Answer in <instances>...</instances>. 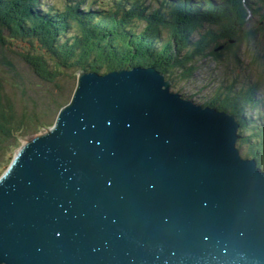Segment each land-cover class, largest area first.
Returning a JSON list of instances; mask_svg holds the SVG:
<instances>
[{
  "label": "water",
  "instance_id": "1",
  "mask_svg": "<svg viewBox=\"0 0 264 264\" xmlns=\"http://www.w3.org/2000/svg\"><path fill=\"white\" fill-rule=\"evenodd\" d=\"M76 74L0 177V264H264V172L232 115L153 70Z\"/></svg>",
  "mask_w": 264,
  "mask_h": 264
},
{
  "label": "trees",
  "instance_id": "2",
  "mask_svg": "<svg viewBox=\"0 0 264 264\" xmlns=\"http://www.w3.org/2000/svg\"><path fill=\"white\" fill-rule=\"evenodd\" d=\"M115 1L109 0L108 4L115 8L112 11L107 10V13H103L104 16L110 15L109 17H111L115 26L121 23L119 19L125 18V16H114L115 12L118 14V11H122L121 8L125 7L127 9L126 12L130 15L134 14L133 16L135 17V7L137 8V6H133L135 3L139 4L142 2L141 0H119L120 4H117V0ZM172 1L173 0H155L157 4L161 3L174 11L171 13V10L169 11L170 17L166 22H163L165 25L162 26V29L157 31L154 24L159 22L155 18L162 16L163 11L161 13L156 11L153 7V12L150 14L148 13L146 17L143 18V21L141 18L140 20L135 17L137 21L145 22L147 25L143 27L141 35H132L131 31L128 29L126 35H130L131 37L127 36V38L129 37L131 39H126L120 46L116 44L114 46L116 51L112 52L107 45H96L94 43V32L89 31L84 35V38L80 39L79 37L80 29H77V25L79 28L85 27L80 26H82V24H87L89 16H91L96 8L92 6L94 2L88 5L90 3H88L87 0H69V6L58 7L56 2L47 0L49 5L45 4V6L48 7V10H46L45 13H41L39 7L44 4L42 3L41 5L38 0H0V47L5 46L7 52L13 53L14 58L17 57L18 61H21L23 65L29 69L31 76L40 83L41 89L44 90L42 93H39L37 89L34 90L31 88L32 85L30 81L27 79L22 80V76L17 72L15 65L9 62L12 61V56L9 55L6 62L2 59L0 60V169H2L5 164H10L12 160L11 157L13 156L12 153H14L12 150L14 149L15 151L20 148L22 139L33 136L42 129L46 130V128H51L60 109L70 102L74 88L72 89L73 91H69L68 88H72V86L76 85L75 77L78 71L88 70L97 72L98 68L101 66H103V68L108 67V70H111L114 63L122 64V66L130 64L131 55L133 53L131 50L132 47L129 49L127 45L129 43H135L134 39L141 43L143 40L155 38V35L160 36L161 39L164 38L162 39L164 50L160 54V56L162 55L161 59L157 62L146 60L144 64L145 66H150L160 62L158 64L160 71L166 73L167 78L173 77V79H169L170 81L177 79L185 82L195 71L194 66L190 64V62L193 63L196 57L193 59V55L188 54L184 60L179 61L172 60V58L166 55L171 51L172 46L169 44L166 45L165 40L169 36L159 34L164 32L163 27L167 29L168 25L176 31L177 28H182L188 31L189 35L196 29L198 35H203L201 33V28H204L205 24H217L220 39H214L210 29L207 28L204 34L205 36H202L203 38L206 36L210 38V48L212 50L213 47L220 46L219 44L227 46L231 44L230 42L232 41L252 40L258 30H260L257 29L255 32H250L251 34L246 33L245 36H241V21L239 18L243 19L245 16H250L248 8L244 7V0L222 1L224 3L220 7H215L212 3L210 4V0H203L204 4H202V2L200 4L206 12L200 8L201 6L199 3L189 6L192 0H177L173 6ZM261 1L263 2L264 0ZM84 6L88 8L87 10L90 12V15L86 14L85 16V10H80ZM117 8H119V10ZM194 13H198L201 16ZM197 20L200 22L199 24H195ZM161 23L162 21L159 22V24ZM125 24V27H129L132 22ZM194 24L197 28H193ZM261 24L264 25V22L262 21ZM210 25L207 26L211 27ZM132 27L131 29H134ZM134 27H136V25ZM96 28H98V26H96ZM4 30L7 35L3 34ZM98 33L101 35V33L97 31L96 34ZM170 37H172V35ZM212 40L216 42L215 46L214 43H211ZM220 41L223 43H219ZM232 46L236 47L234 44H232ZM125 47H127L125 49L126 52L122 49ZM229 49L231 48L227 46L225 51L228 52ZM211 55L214 57L215 61H218L217 59H219L220 53L215 54L212 52ZM207 56L210 55L207 54ZM141 58L143 60L146 57ZM132 60H134V58ZM171 62L173 64H171ZM173 65L178 66V69L173 67ZM63 77L70 81V85L68 82L62 85L60 84V79ZM259 82L260 81H258V83ZM252 91L255 92V89ZM219 94L222 98L227 97V99H222L221 101L219 99L215 101H212V99L207 100L209 103L208 106H216L218 110L227 112L228 114H234L236 117H239L238 113H240V115L243 113L239 107L245 106L248 99L244 101L241 100V102H239L241 104L240 106H233L231 101L235 100L236 97L224 91ZM29 96L31 99L27 100ZM22 99L26 102H22ZM216 101L219 102L215 104ZM257 101L258 99L255 102ZM235 102L238 101L236 100ZM251 105V109L256 108H252L255 103ZM240 123V132L238 133L240 134V139L238 140V146L244 150L246 149L247 154L245 156L254 157L255 155L253 153L256 150L263 151L264 153V130L262 131L260 129L257 132L250 130L251 132L249 134L244 131L249 130L246 124L242 121H240ZM248 123L258 128L257 124L254 122L248 121ZM242 140L245 143H242ZM248 143L251 144V146L246 145ZM261 154L254 158L257 160V167L264 171V155L261 156ZM9 155H11V157H9Z\"/></svg>",
  "mask_w": 264,
  "mask_h": 264
},
{
  "label": "rangeland",
  "instance_id": "3",
  "mask_svg": "<svg viewBox=\"0 0 264 264\" xmlns=\"http://www.w3.org/2000/svg\"><path fill=\"white\" fill-rule=\"evenodd\" d=\"M51 1L56 2V5L58 7H61V6L67 7L70 5V3H68L69 0H60V1L59 0H51ZM73 1H75V0H73ZM108 1L109 0H87V2L90 3L88 5H91V2H94L92 4V6H95L96 8L92 12L91 16H89L87 24L86 25L82 24V26H80V27H83V26H85V27L79 28L77 25V29H80V34H79L80 39L84 38V35H86L89 31L94 32L95 33L94 43L96 45L105 44L112 50V52L116 51V49L114 47L116 44L118 46H120V45H122V43L125 42L126 39L129 38V37L127 38V36H130V35H126L128 32V29L131 31L132 35L133 34H136V35L140 34L141 35L143 27L147 26L145 22H142L143 18L146 17V15L148 13L149 14L152 13L154 8L156 11H159L161 13L163 11L164 15L162 14V16L155 18L159 22L162 21V23L166 22V20L170 17L169 11L171 10L170 13L173 11L172 9L165 7L161 3L157 4L155 2V0H141L142 1L141 3H139V4L135 3V5L133 7L137 6V8L135 7V11H136L135 17L139 18V19L141 18L142 21H137L136 18L133 16L134 14L130 15L128 12H126L127 9L125 7H122L121 9L123 12L121 10L118 11L119 12L118 14H117V12H115L114 16H118V15L119 16H125V18L119 19L121 21V23L115 26L114 22L111 20V17H109L110 15L104 16V14H103L107 10L112 11L115 8L112 5L110 6L108 4ZM113 1H115V0H113ZM210 1H211L210 4L212 3L215 5V7H217V6L220 7L223 5V3L226 0H210ZM222 1H224V2H222ZM38 2L41 3V5H42V3L44 4L43 6L39 7V10L41 13H45L46 10H48V7L45 6V4H48L47 0H43V1L38 0ZM176 2H177V0H173L172 6L175 5ZM193 2H195V3H193ZM201 2H202V4H204L203 0L202 1L192 0V2H190L189 6L190 5L193 6L194 4L196 5V3L200 4ZM117 4H120L119 0H117ZM200 6H201L200 8H202V10L205 11L201 4H200ZM244 7L248 8L250 16L249 17L245 16L246 18L244 17L243 19L239 18V20L241 21V24H240L241 31H242L241 36H245L246 33L251 34L252 32H255L257 29H260V30H258L257 34L255 35V37L252 40H248V41L240 40V41H238L236 39L238 42H235V41L230 42L231 44L227 45L228 48H231V49H229L228 52L225 51L227 46L226 45L224 46L221 44H219L220 46H216L215 48L213 47V50H212L210 48L211 47L210 38H207V36L205 38H203L205 36L204 34H205L206 28H207V29H210L212 36H214V39H216V38L220 39V34L218 32L217 24H212V25L205 24V27L201 28V33L203 35H198L197 34L198 32L196 29H194L193 32H191L189 35L188 31H185V29H182V28H177V31H176V30L170 28L168 25H167V29H165L163 27L164 32L159 33L160 35L162 34V35L169 36V37L172 35V37L166 38L165 41H166V45L169 44L170 46H172L171 51L172 50L173 51L172 52L170 51L166 55H168L170 58H172V60H179V61L184 60L188 54L193 55L192 56L193 59L196 57L194 59L195 62L194 61H193V63L190 62V64H192L194 66L195 71L193 72V75L185 82L183 80L180 81L177 79L170 81L169 79H173V77L167 78L166 73L160 71V69L158 67V64L160 62L154 63L155 65L153 64L150 66H145L144 61L147 60V61H153V62L156 61L157 62L162 57V55L160 56V54L164 50V45H162V42H163L162 39H164V38L161 39V37L158 35H155V38L143 40V41H141V43H139L135 39H134L135 43H132V44L129 43L127 46L129 47V49H131V47H132L131 50H132L133 54L131 55L132 58H131L130 64H127L126 66H122V64H119V63H114L113 68L112 67H111L112 69L110 68L111 70H108L109 69L108 67L103 68V66H101L100 68H98L97 72H92V71H88V70H85L82 72L84 74L94 73L97 76H106V75H108L114 71H119V70H125V71H132V70H138V69L153 70V71H156V72L162 74L164 77L163 80L165 82L166 81L170 82V85L168 86L169 92L174 93V94H179L183 100H186V102L188 101V103H190V104L193 103V105L195 104L196 106H200L202 109H204L205 107L206 108L208 107V108H211V109L216 110L218 112H222V111L218 110L216 108V106H213V105L208 106L209 103L207 100H210V99H212V101H215L216 99H219L220 101L222 99L226 100L227 97L222 98L219 94V93H222L224 91L225 93L227 92V93H229V95L236 97L235 100H233V101L230 100L233 106L234 105L240 106L241 104L239 102H241V100L244 101L245 99H248L247 103H245L246 104L245 106L239 107V108H241V110L243 112L241 115H240V113H238L239 117H236L234 114L230 113V115H232V117H234V119L237 121L239 127L241 125L240 121H242L244 124H246V126L249 129V130H244V131H246L249 134L251 132L250 130L257 132L258 130L261 129L263 131L264 130V118H262V117H264V43H263L264 42V25H262L261 22L262 21L264 22V1L262 2L261 0H244ZM87 9L88 8L86 6H84L80 9L81 11L85 10L84 11L85 16H86V14L90 15V12ZM117 9L119 10V8H117ZM252 11H253V13H252ZM172 14L176 15L174 13H172ZM194 14L201 16L198 13H194ZM245 14H246V12H245ZM130 22H132V24L129 25V27H125V25H126L125 23L129 24ZM159 22H157V24H154V27H155V29H157V31L159 29H162V26L165 25L164 23L159 24ZM199 23L200 22L197 20L195 24H199ZM133 24H135L136 27H134L135 25H133ZM195 24H194L193 28H197V26ZM201 24H202V22H201ZM132 25H133V27H132ZM207 25H210L211 27H208ZM96 26H98V28H96ZM130 26L134 29H131ZM159 26H161V27H159ZM157 27H159V28H157ZM97 31L100 32L101 35H99V33L96 34ZM3 34H6L5 30H4ZM129 39H131V38H129ZM167 40H170V41H167ZM196 42H199V43H196ZM211 43H214V46H215L216 42L214 40H212ZM219 43H223V42L220 41ZM232 44H234L236 47L232 46ZM136 46H141V47H136ZM170 46H169V48H170ZM206 47H209V48H206ZM126 48L127 47L122 48V49H124L123 51H125ZM6 49L7 48L5 46L0 47V60L2 59L3 61L6 62L9 55L12 56V61H9V62H11L15 65L17 72L19 74H21V76H22L21 77L22 80L27 79L28 81H30V83L32 85L31 88H33L34 90L37 89V91L39 93H42L44 90L41 89L40 83L37 82L36 79H34L31 76L29 69L25 65H23V63L21 61H18L17 57L14 58L13 53L7 52ZM207 49H209V50H207ZM105 52H107V51H105ZM212 52H214L215 54L220 53L219 59H217L218 61H215L214 57L211 55ZM207 54L210 56H207ZM178 56H179V58H178ZM141 57H143V58L146 57V58H144L142 60ZM176 57H177V59H176ZM133 58H134V60H132ZM165 60H167V59H165ZM171 64H173V63L171 62ZM173 67H176L178 69V66L173 65ZM75 81H76V85L72 86V88L71 87L68 88L69 91H73V90L75 91V88L77 86V74L75 77ZM258 81H260V82L258 83ZM66 82H68V84H69L70 81H68L64 77L60 79L61 85L66 83ZM253 89H255V92L252 91ZM73 93H72V95H73ZM30 96L27 98V100L31 99ZM257 99H258V101L255 102ZM236 100L238 102H235ZM22 102H26V101L22 99ZM217 102H219V101H216L215 104ZM228 102H229V99H228ZM251 102L255 103V105H253V107H252V108L256 107L255 109H251V106H252ZM30 106H32V105H30ZM33 106H34V104H33ZM65 106L66 105H64V107ZM235 110H236V108H235ZM29 111H32V110H29ZM33 112H35V111H33ZM225 113H227V112H225ZM258 116H259V118H258ZM248 121L254 122L255 124H257L258 128L256 126L254 127V126L250 125L248 123ZM46 130H48V128H46ZM46 130L42 129L39 133L44 132ZM237 132L239 133L240 130H238ZM39 133H37V134H39ZM239 135L240 134H238V136ZM259 136H261V135H259ZM263 137H264V135H263ZM237 139L239 140L240 136L237 137ZM25 140H26V138L21 140L20 147L22 146V144ZM238 140H237L236 148L238 147V150L240 151L243 159L246 158L245 160H248L250 158H253L255 163H257V160L254 157L259 156L261 153H262L261 156L264 155L263 151L256 150L253 153L255 155L254 157L253 156L252 157L245 156L247 154V151H246V149L244 150L243 148H239ZM242 143H245V142L242 140ZM246 145L251 146V144H249V143ZM17 150H19V148ZM17 150H15V151H14V149L12 150L14 152V153H12V155H13L12 157H11V155H9V157L12 158L11 162L13 161V158L15 157ZM9 165L5 164V166L2 169H0L1 170L0 172L2 173V174L0 173L1 174L0 177L4 174V172L9 167Z\"/></svg>",
  "mask_w": 264,
  "mask_h": 264
},
{
  "label": "bare ground",
  "instance_id": "4",
  "mask_svg": "<svg viewBox=\"0 0 264 264\" xmlns=\"http://www.w3.org/2000/svg\"><path fill=\"white\" fill-rule=\"evenodd\" d=\"M12 6V5H11ZM257 28V27H256ZM233 71V70H232ZM86 73V72H85ZM86 74H88V73H86ZM164 87V86H163ZM259 98V97H258ZM192 105H193V103H192ZM194 106H196L195 104H194ZM197 107H200V106H197ZM201 108V107H200ZM202 109V108H201ZM204 109H206V107L204 108ZM207 109H209V110H212L213 112H215V113H219L218 111H216V110H213V109H211V108H208L207 107ZM234 118V117H233ZM235 120V119H234ZM235 148V147H234ZM248 160H250L253 164H254V159L253 158H250V159H248ZM247 160H244V162H246ZM247 163V162H246ZM256 167H257V163H256ZM262 173V172H261Z\"/></svg>",
  "mask_w": 264,
  "mask_h": 264
}]
</instances>
